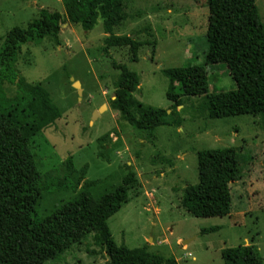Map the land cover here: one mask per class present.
<instances>
[{
	"label": "rangeland",
	"instance_id": "1",
	"mask_svg": "<svg viewBox=\"0 0 264 264\" xmlns=\"http://www.w3.org/2000/svg\"><path fill=\"white\" fill-rule=\"evenodd\" d=\"M127 20L114 28L148 42L136 62L127 47L104 52L102 21L90 31L65 23L59 38L23 45L15 63L16 80L40 85L60 112L54 125L31 140L37 169L53 174L66 159L67 176L76 187L56 188L39 199L37 212H51L87 186L96 195L121 183L132 170L138 181L131 200L107 219L117 245L164 257V264H225L221 250L252 245L264 264V113L211 119L202 96L183 97L178 116L170 117L168 80L161 70L203 64L207 48L206 0H124ZM264 25V0H255ZM45 8L63 13L61 0H0V48L13 27L24 28ZM124 64L139 76L132 94L144 106L166 111L179 126L162 125L149 141L147 131L129 125L111 108L119 71ZM209 92L235 88L222 64L207 66ZM79 82L74 87L73 82ZM77 90H81L79 96ZM14 83H4L1 97L11 100ZM103 107L94 116V112ZM234 147L240 174L230 184L231 211L223 217L198 218L180 206L183 189L197 183L196 153ZM75 173V174H74ZM136 195V196H135ZM218 227L208 233L202 229ZM183 240H189L183 244ZM44 264H109L104 248L90 233L81 244Z\"/></svg>",
	"mask_w": 264,
	"mask_h": 264
},
{
	"label": "trees",
	"instance_id": "2",
	"mask_svg": "<svg viewBox=\"0 0 264 264\" xmlns=\"http://www.w3.org/2000/svg\"><path fill=\"white\" fill-rule=\"evenodd\" d=\"M63 13L41 8L38 18L24 28L13 27L0 48V264H44L81 244L90 233L104 248L109 264H164L160 254L150 253L148 245L128 248L117 245L107 219L127 204L129 190L138 183L132 170L111 190L91 195L87 186L51 212H37L39 199L53 189L76 187L69 180L71 160L61 163L51 175H40L31 140L51 127L60 112L49 93L40 85L16 80L15 63L23 45L39 44L45 38L58 40L65 23L92 30L99 19L106 34L104 52L127 47L136 62L140 47L148 45L128 35H116L114 28L128 18L124 0H61ZM208 7L203 64L165 68L168 80L166 98L172 103L170 117L178 116L183 97L202 96L203 110L211 119L264 113V25L255 0H206ZM224 65L235 88L229 92H209L207 66ZM119 71L114 98L110 102L132 127L147 131L154 139L158 126H179L165 110L144 106L132 95L139 76L124 64L113 63ZM4 83H14L11 100L1 97ZM197 183L186 186L180 206L198 218L223 217L231 211L230 184L240 174L234 147L201 150L196 153ZM75 174V173H74ZM89 187V186H88ZM136 196V195H135ZM218 227L202 229V233ZM225 264H263L252 245L221 250Z\"/></svg>",
	"mask_w": 264,
	"mask_h": 264
},
{
	"label": "water",
	"instance_id": "3",
	"mask_svg": "<svg viewBox=\"0 0 264 264\" xmlns=\"http://www.w3.org/2000/svg\"><path fill=\"white\" fill-rule=\"evenodd\" d=\"M73 86L74 87H79V82H77V81L73 82ZM77 93L80 96L81 95V90H77ZM103 107H105V106H101L97 111H95L94 112V114H95L94 116H96L98 114L97 112L100 111ZM188 241L189 240H183L182 243L186 244Z\"/></svg>",
	"mask_w": 264,
	"mask_h": 264
}]
</instances>
